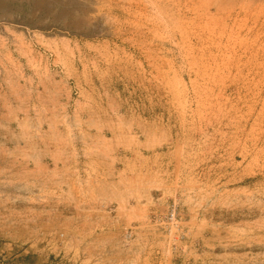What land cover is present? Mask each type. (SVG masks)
Listing matches in <instances>:
<instances>
[{"label": "rangeland", "instance_id": "rangeland-1", "mask_svg": "<svg viewBox=\"0 0 264 264\" xmlns=\"http://www.w3.org/2000/svg\"><path fill=\"white\" fill-rule=\"evenodd\" d=\"M0 18V264H264V0Z\"/></svg>", "mask_w": 264, "mask_h": 264}, {"label": "built area", "instance_id": "built-area-1", "mask_svg": "<svg viewBox=\"0 0 264 264\" xmlns=\"http://www.w3.org/2000/svg\"><path fill=\"white\" fill-rule=\"evenodd\" d=\"M165 221H161V223H164V225H168L169 228L171 227H177L178 226V215L175 211V206H172L171 209L168 211V213L164 216Z\"/></svg>", "mask_w": 264, "mask_h": 264}, {"label": "bare ground", "instance_id": "bare-ground-1", "mask_svg": "<svg viewBox=\"0 0 264 264\" xmlns=\"http://www.w3.org/2000/svg\"><path fill=\"white\" fill-rule=\"evenodd\" d=\"M93 2V1H92ZM92 2H89V3H87V5H91V3ZM145 2V1H144ZM143 2V3H144ZM150 3V2H149ZM94 4V3H93ZM146 5V4H145ZM152 6V5H151ZM155 6V5H154ZM159 9V8H158ZM154 10H155V8H154ZM160 11V10H159ZM169 13V12H168ZM176 13V12H175ZM84 14V13H83ZM162 14H163V12H162ZM74 16H76V15H74ZM90 16V15H89ZM165 16H167V15H165ZM86 17H88V16H86ZM91 17V16H90ZM93 18V17H92ZM1 19V18H0ZM160 19V18H159ZM88 20H89V18H88ZM88 20L84 17V15H82V14H80L79 16H77V18H76V20H73V24H74V26L73 27H81V25H83V23H87L88 22ZM91 20V19H90ZM173 20V19H172ZM178 20V19H177ZM171 21V20H170ZM169 21V22H170ZM69 23V22H68ZM155 25V24H154ZM174 25V24H173ZM177 25V24H176ZM159 26V25H158ZM175 27V26H174ZM178 27H179V25H178ZM54 34V33H53ZM51 38V37H50ZM53 39H54V37H53Z\"/></svg>", "mask_w": 264, "mask_h": 264}]
</instances>
